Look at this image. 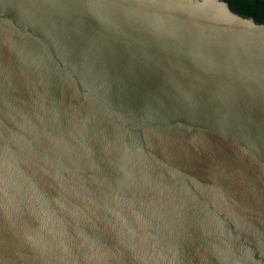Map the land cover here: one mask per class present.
I'll use <instances>...</instances> for the list:
<instances>
[{
    "label": "water",
    "instance_id": "obj_1",
    "mask_svg": "<svg viewBox=\"0 0 264 264\" xmlns=\"http://www.w3.org/2000/svg\"><path fill=\"white\" fill-rule=\"evenodd\" d=\"M0 264H264V24L0 0Z\"/></svg>",
    "mask_w": 264,
    "mask_h": 264
},
{
    "label": "trees",
    "instance_id": "obj_2",
    "mask_svg": "<svg viewBox=\"0 0 264 264\" xmlns=\"http://www.w3.org/2000/svg\"><path fill=\"white\" fill-rule=\"evenodd\" d=\"M232 12L251 18L257 24H264V0H222Z\"/></svg>",
    "mask_w": 264,
    "mask_h": 264
}]
</instances>
